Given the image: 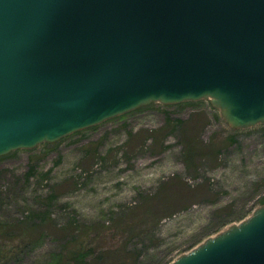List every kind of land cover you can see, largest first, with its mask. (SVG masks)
I'll list each match as a JSON object with an SVG mask.
<instances>
[{"label": "water", "instance_id": "obj_1", "mask_svg": "<svg viewBox=\"0 0 264 264\" xmlns=\"http://www.w3.org/2000/svg\"><path fill=\"white\" fill-rule=\"evenodd\" d=\"M200 99L264 122V0H0V156ZM170 264H264V206Z\"/></svg>", "mask_w": 264, "mask_h": 264}, {"label": "rangeland", "instance_id": "obj_2", "mask_svg": "<svg viewBox=\"0 0 264 264\" xmlns=\"http://www.w3.org/2000/svg\"><path fill=\"white\" fill-rule=\"evenodd\" d=\"M263 206L264 122L150 102L0 156V264H65L77 240L109 264H170Z\"/></svg>", "mask_w": 264, "mask_h": 264}, {"label": "trees", "instance_id": "obj_3", "mask_svg": "<svg viewBox=\"0 0 264 264\" xmlns=\"http://www.w3.org/2000/svg\"><path fill=\"white\" fill-rule=\"evenodd\" d=\"M192 145L193 143L190 145L188 144L187 146L188 149L186 152L189 155L188 157H191V158L194 155ZM148 214H149V208L145 209L143 212V223H142L143 225H145L147 222L146 218ZM31 218L32 219H30V222L33 223L32 226H35L34 224H36L37 222V225L35 227L38 229L43 228L44 226L43 224L46 222V219L41 218L38 215H34ZM73 239H75L76 241L78 238L73 237L72 240ZM76 242H78V240ZM76 242L71 244L72 248L67 249L63 253L59 254L60 258H64L65 264H105V262H107L106 264H109L110 259L114 257L109 253V251L95 252V250L92 248L83 250V244L82 243L75 244ZM2 258L3 257L0 255V261L2 260ZM119 263H122V261H120Z\"/></svg>", "mask_w": 264, "mask_h": 264}]
</instances>
